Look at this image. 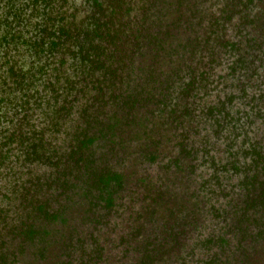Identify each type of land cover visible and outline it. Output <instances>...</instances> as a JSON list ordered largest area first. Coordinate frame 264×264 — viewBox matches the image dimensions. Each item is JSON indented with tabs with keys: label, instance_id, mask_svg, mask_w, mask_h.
<instances>
[{
	"label": "rangeland",
	"instance_id": "1",
	"mask_svg": "<svg viewBox=\"0 0 264 264\" xmlns=\"http://www.w3.org/2000/svg\"><path fill=\"white\" fill-rule=\"evenodd\" d=\"M0 264H264V0H0Z\"/></svg>",
	"mask_w": 264,
	"mask_h": 264
},
{
	"label": "trees",
	"instance_id": "2",
	"mask_svg": "<svg viewBox=\"0 0 264 264\" xmlns=\"http://www.w3.org/2000/svg\"><path fill=\"white\" fill-rule=\"evenodd\" d=\"M67 34L66 33H63V32H60L59 33V35L57 36V37H55L56 38V41L58 40H63L64 39V37L66 36ZM55 41V42H56ZM59 42H57V44H58ZM46 160H44L45 161V164H47L48 162H50V161H52V157L51 156H47L46 158H45ZM107 176V175H106ZM116 178H118L117 177V175L116 174H114V173H108V176L106 177V181L107 182H109L110 184H112L113 183V181H116L117 179ZM120 181H121V179H120ZM42 211L44 212V213H47L49 216H52L53 214H54V210H52L50 207H47V206H44L43 208H42Z\"/></svg>",
	"mask_w": 264,
	"mask_h": 264
}]
</instances>
